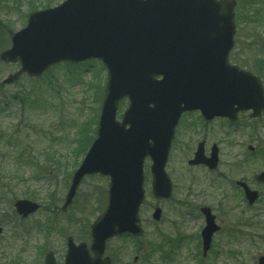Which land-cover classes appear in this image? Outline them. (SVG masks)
<instances>
[{
	"label": "rangeland",
	"instance_id": "obj_1",
	"mask_svg": "<svg viewBox=\"0 0 264 264\" xmlns=\"http://www.w3.org/2000/svg\"><path fill=\"white\" fill-rule=\"evenodd\" d=\"M63 1L0 0V52L9 47L11 32L25 26L31 11ZM235 1L236 31L229 60L257 75L264 86V0ZM18 68L0 61V132L4 134L0 139V264H42L47 252L54 254L56 264H64L66 238L88 244L90 225L107 202L108 178L91 175L83 179L67 211L60 212L72 175L87 150L86 141L97 127L106 71L98 61L61 63L40 78L22 76L3 86L1 82ZM127 105L125 99L119 103L116 119ZM247 122H251L249 131L233 133L224 122L204 125L196 113L181 117L166 166L173 194L167 201L152 197L151 162L145 160V201L139 214L144 233L139 239L111 240L106 255L113 264H257L264 256V231L256 224L264 225V218L251 223V228L244 219L264 216V186L249 181L260 201L247 209L234 180L244 173L249 180L264 169V116L259 121L244 118L240 124ZM12 133L18 149L7 152L2 140ZM217 140L222 143L218 168L237 161L243 169L237 176L226 175L227 181L219 178V172L208 174L204 167L187 165L199 142L206 143L207 155ZM250 153V164L240 165V155ZM23 199L40 206L25 220L13 208L15 201ZM203 206L212 209L221 228L205 259L197 239L204 226L199 212ZM156 207L162 212L159 222L151 219ZM243 230L248 240L236 235L235 231ZM235 251L241 255L235 258Z\"/></svg>",
	"mask_w": 264,
	"mask_h": 264
},
{
	"label": "water",
	"instance_id": "obj_2",
	"mask_svg": "<svg viewBox=\"0 0 264 264\" xmlns=\"http://www.w3.org/2000/svg\"><path fill=\"white\" fill-rule=\"evenodd\" d=\"M234 8L233 0H65L56 8L30 14L27 27L11 38V49L0 54L3 62L20 63V70L4 84L23 73L38 78L61 62L95 59L107 71L97 136L73 174L61 211L71 205L86 175L109 178L108 203L91 226L89 249L67 239L65 264H110L108 257L103 258L109 239L142 233L138 212L144 201L147 157L152 162L153 197L167 200L171 196L164 169L183 112L200 111L208 121L215 117L233 121L238 112L249 110L252 117L264 112L260 79L228 61L235 32ZM124 97L129 106L117 122L118 102ZM194 156L190 165L215 169V149L206 159L200 144ZM255 180L264 183V172ZM239 185L252 205L258 193ZM14 208L27 218L39 206L19 200ZM201 213L205 255L219 227L209 208H202ZM160 217L161 210L155 209L152 218L158 221ZM45 264H55L51 252ZM258 264H264L263 257Z\"/></svg>",
	"mask_w": 264,
	"mask_h": 264
},
{
	"label": "flooded vegetation",
	"instance_id": "obj_3",
	"mask_svg": "<svg viewBox=\"0 0 264 264\" xmlns=\"http://www.w3.org/2000/svg\"><path fill=\"white\" fill-rule=\"evenodd\" d=\"M249 114L250 113L240 114L239 121H237L236 123H229L225 119H215L214 121L215 122L216 121L224 122L225 125H226V128L232 130V132L235 133V132H238L239 130H242L243 127H244V124H240V120L241 119L248 118V120H250ZM214 121H212V122H214ZM212 122H210V123H212ZM207 124H209V123H205L204 122V125H207ZM245 125L248 127L247 123H245ZM229 146H231V145H229ZM217 147H218V156L220 157L221 155H220V149L219 148L222 147V143L219 140H217ZM204 149H206V143H205V148ZM205 152H206V150H205ZM209 152H210V149L208 151V154H209ZM250 155L251 154H249L248 156L246 154H244V155L241 154L240 155V161H241V164L240 165H244V164L245 165H248V164H250V160H251V156ZM219 161H220V159H219ZM236 164H237V161L233 165L232 164H229V166H225V168H216L215 171H209L207 168H201V169H204L205 172L208 173V174L213 173V172L214 173L219 172V178L221 180L227 181L226 180L227 177H229L231 175L232 176L233 175L237 176L238 173L240 174L241 172H243V169L242 168H238ZM199 167H202V166H199ZM220 169H223V173L220 172ZM247 170L248 169L245 168L244 172H246ZM224 173H227V174H224ZM226 175H229V176H226ZM246 176H247L246 173H244V174L241 175V177H239L240 179H237V181H236V179L234 180V184H235L236 188H238V190H239V192H240V194H241L242 197L244 195L243 190L240 187L237 186V183L238 182L245 183L249 188H251V185H250V182L249 181L251 180V182H253V176H251V178L249 180H248V178ZM219 178H218V180H219ZM262 186H264V185H262Z\"/></svg>",
	"mask_w": 264,
	"mask_h": 264
},
{
	"label": "trees",
	"instance_id": "obj_4",
	"mask_svg": "<svg viewBox=\"0 0 264 264\" xmlns=\"http://www.w3.org/2000/svg\"><path fill=\"white\" fill-rule=\"evenodd\" d=\"M0 50H1V49H0ZM1 133H2V132H0V139L2 138V135L4 136V134H1ZM9 138L14 139L13 136H10ZM91 139H92V137H89V138L87 139V141H86V147L89 146V144H90V142H91ZM7 143H9V141H7ZM11 147H12V145L9 144V149H11ZM263 231H264V228H263Z\"/></svg>",
	"mask_w": 264,
	"mask_h": 264
}]
</instances>
